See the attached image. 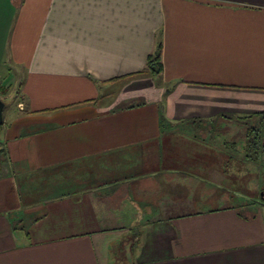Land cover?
<instances>
[{"label":"crops","instance_id":"1","mask_svg":"<svg viewBox=\"0 0 264 264\" xmlns=\"http://www.w3.org/2000/svg\"><path fill=\"white\" fill-rule=\"evenodd\" d=\"M0 79V264H264V0H0Z\"/></svg>","mask_w":264,"mask_h":264},{"label":"trees","instance_id":"2","mask_svg":"<svg viewBox=\"0 0 264 264\" xmlns=\"http://www.w3.org/2000/svg\"><path fill=\"white\" fill-rule=\"evenodd\" d=\"M162 44L157 45L156 50L150 56L147 66L150 71L154 74H159L161 72L162 65ZM10 91V85L4 84L3 80L0 79V103L5 107V97ZM243 119H250L252 121L245 122V124H250L246 129V145L245 153L246 158L253 160L257 163L259 174L264 177V112L257 113L245 117ZM3 125L0 124V127ZM264 196V189L262 190ZM260 202L264 204L260 197Z\"/></svg>","mask_w":264,"mask_h":264},{"label":"rangeland","instance_id":"3","mask_svg":"<svg viewBox=\"0 0 264 264\" xmlns=\"http://www.w3.org/2000/svg\"><path fill=\"white\" fill-rule=\"evenodd\" d=\"M10 92V91H9ZM12 93V92H11ZM7 95L5 98V102H10L15 98L14 92L12 94ZM241 125V124H239ZM238 124H229L226 127H220V129H217V138L215 140H219L220 142H226L225 143V150L230 153H241L245 152V145H246V129L247 126L250 124H242L241 126H244L242 129V132L240 134H237V132L241 131V126ZM251 126V125H250ZM235 142V144H233ZM257 179L256 185L257 188V198H262V190L264 189V177L257 173L256 175L252 174V179ZM252 185H255V182L252 181ZM240 193V191H239Z\"/></svg>","mask_w":264,"mask_h":264},{"label":"water","instance_id":"4","mask_svg":"<svg viewBox=\"0 0 264 264\" xmlns=\"http://www.w3.org/2000/svg\"><path fill=\"white\" fill-rule=\"evenodd\" d=\"M3 105L0 103V124H2L4 122V119H3ZM262 201H264V196H263V193H262Z\"/></svg>","mask_w":264,"mask_h":264}]
</instances>
